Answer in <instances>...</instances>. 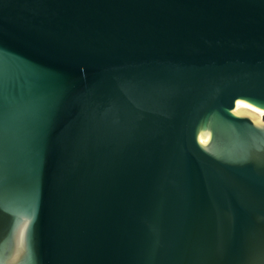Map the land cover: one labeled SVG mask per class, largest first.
<instances>
[{
  "label": "water",
  "instance_id": "water-1",
  "mask_svg": "<svg viewBox=\"0 0 264 264\" xmlns=\"http://www.w3.org/2000/svg\"><path fill=\"white\" fill-rule=\"evenodd\" d=\"M264 0H0V264H264Z\"/></svg>",
  "mask_w": 264,
  "mask_h": 264
},
{
  "label": "bare ground",
  "instance_id": "bare-ground-1",
  "mask_svg": "<svg viewBox=\"0 0 264 264\" xmlns=\"http://www.w3.org/2000/svg\"><path fill=\"white\" fill-rule=\"evenodd\" d=\"M236 108H240V109H246L254 114L259 115V119L260 121L262 120V118L264 117V110L259 109L257 107H254L246 102L243 101H237L236 102Z\"/></svg>",
  "mask_w": 264,
  "mask_h": 264
},
{
  "label": "rangeland",
  "instance_id": "rangeland-1",
  "mask_svg": "<svg viewBox=\"0 0 264 264\" xmlns=\"http://www.w3.org/2000/svg\"><path fill=\"white\" fill-rule=\"evenodd\" d=\"M262 119L264 120V117Z\"/></svg>",
  "mask_w": 264,
  "mask_h": 264
}]
</instances>
